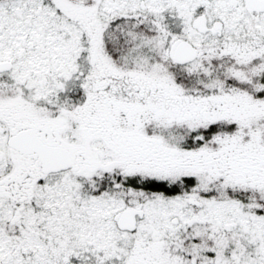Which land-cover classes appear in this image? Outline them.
<instances>
[{
	"label": "snow or ice",
	"instance_id": "obj_1",
	"mask_svg": "<svg viewBox=\"0 0 264 264\" xmlns=\"http://www.w3.org/2000/svg\"><path fill=\"white\" fill-rule=\"evenodd\" d=\"M0 264H264V0H0Z\"/></svg>",
	"mask_w": 264,
	"mask_h": 264
}]
</instances>
